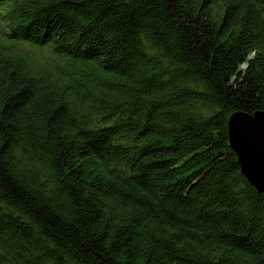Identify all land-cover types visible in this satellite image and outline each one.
<instances>
[{"label": "trees", "instance_id": "1", "mask_svg": "<svg viewBox=\"0 0 264 264\" xmlns=\"http://www.w3.org/2000/svg\"><path fill=\"white\" fill-rule=\"evenodd\" d=\"M237 111L264 0H0V264H264Z\"/></svg>", "mask_w": 264, "mask_h": 264}, {"label": "water", "instance_id": "2", "mask_svg": "<svg viewBox=\"0 0 264 264\" xmlns=\"http://www.w3.org/2000/svg\"><path fill=\"white\" fill-rule=\"evenodd\" d=\"M228 137L242 173L252 185L264 192V111L231 114Z\"/></svg>", "mask_w": 264, "mask_h": 264}]
</instances>
